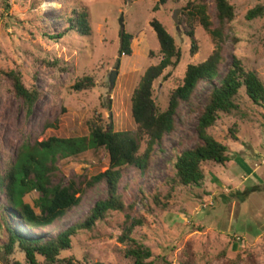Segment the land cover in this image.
I'll use <instances>...</instances> for the list:
<instances>
[{"label": "rangeland", "instance_id": "obj_1", "mask_svg": "<svg viewBox=\"0 0 264 264\" xmlns=\"http://www.w3.org/2000/svg\"><path fill=\"white\" fill-rule=\"evenodd\" d=\"M187 1L167 0L154 10V0H0V68L17 69L25 86L41 92L27 112L0 81V174L12 164L16 148L23 143L50 136L87 135L86 121L97 112L114 131L135 130L130 111L132 91L144 70L161 58L152 19L164 25L180 50L179 62L167 67L152 85V98L164 110L186 66L203 61L214 49L208 33L196 25V51L190 53L191 41L177 22ZM204 1L212 15L213 0ZM228 2L235 8V17L226 29L220 75L235 54L264 82V14L252 20L244 16L256 4L264 5V0ZM73 9L86 12L88 34L71 31L59 40L42 34L66 27ZM121 30L132 35L130 56L118 53ZM116 58L119 64L110 85ZM82 76L92 77L93 87L73 90L72 84ZM210 87L206 82L198 84L192 97L195 105L204 103ZM242 95L240 112L221 114L209 130L227 145L229 161L203 164L201 185L176 187L164 210L152 206L146 211L141 204L136 205L134 213L143 218V225L136 226L130 236L151 250L153 264H184L188 259V264H264V103L253 104ZM195 124L196 114L182 103L175 129L163 137L160 148L155 147L147 169L124 168L118 191L125 202L143 196L148 203L155 192L168 191L166 182L173 176L174 156L192 147ZM229 128L235 131L236 139L230 136ZM140 144L143 150L144 142ZM55 166L53 181L66 183L71 177H90L105 170L108 154L99 148L76 157L58 155ZM105 195L103 183L88 189L79 205L40 232L55 235ZM37 196L32 190L22 199L32 205ZM4 203L0 193V205ZM122 221V213L109 212L92 230L77 232L63 255L71 256L73 264H131L118 241ZM11 222L20 226L16 219ZM12 258L23 264L19 255L0 260V264H13Z\"/></svg>", "mask_w": 264, "mask_h": 264}, {"label": "trees", "instance_id": "obj_2", "mask_svg": "<svg viewBox=\"0 0 264 264\" xmlns=\"http://www.w3.org/2000/svg\"><path fill=\"white\" fill-rule=\"evenodd\" d=\"M166 1L154 0L153 9L156 10ZM213 9L211 15L204 0H188L180 8L177 22L182 26L183 34L191 41L190 53L194 54L196 51V25L208 33L214 43V49L203 61L186 66L181 83L170 92L164 110L159 109L152 98V85L167 67H173L179 62L180 50L164 25L157 19L151 20L150 25L159 43L161 58L144 70L132 91L130 111L135 124L133 132L114 131L113 126L103 120L101 113L97 112L95 117L86 121L88 134L85 136H50L32 144L23 143L16 148L14 161L0 174V193H3L6 201L0 205L1 261L19 255L23 264H73L71 256L63 255L71 248L73 237L81 230H92L97 222L114 211L123 214L118 241L124 245L125 257L130 259L131 264H153L151 250L130 236L136 226L143 225V218L134 213L136 205L141 204L146 211L152 206L164 210L168 207V199L176 187L200 186L204 180L203 164L223 165L230 159L227 145L209 133L219 116L240 112L243 104L242 94L253 104L264 103L263 80L256 70L246 68L241 58L235 54L231 55L226 71L220 75V66L225 61L223 49L227 37L226 29L235 17V8L228 0H213ZM263 14L264 5L256 4L248 9L244 16L246 20H252L262 17ZM86 17L84 10L73 9L66 20V27L54 34H42L53 40H59L71 31L86 35L89 32ZM131 39L130 33L120 31V55H131ZM0 81L7 85L8 90L25 106L27 112L41 94L36 87L25 86L17 69L0 68ZM200 82H206L211 87L204 103L195 105L192 97ZM93 85L92 77L82 76L74 81L71 88L79 91L89 89ZM182 103L190 112L196 114V136L192 139L191 148L184 149L174 156L173 176L166 182L168 191L165 194L155 192L148 203L144 202L143 196H137V202H125L118 191L124 168L134 167L140 171L147 169L155 147L160 148L163 137L175 129V121ZM234 133L233 128H229L232 139H236ZM141 142H144L143 150ZM99 148H104L108 154V166L105 170L90 177H71L66 183L53 181L58 155L76 157L87 150ZM101 183L105 184L106 195L96 200L79 220L55 235H43L40 232L62 220L70 209L79 205L82 195L88 189ZM32 190L36 191L38 196L30 205L24 202L22 197ZM35 208L38 211H35ZM14 219L20 226L11 222ZM19 261L13 259V264H20ZM188 263L190 259L184 262Z\"/></svg>", "mask_w": 264, "mask_h": 264}, {"label": "water", "instance_id": "obj_3", "mask_svg": "<svg viewBox=\"0 0 264 264\" xmlns=\"http://www.w3.org/2000/svg\"><path fill=\"white\" fill-rule=\"evenodd\" d=\"M119 24H120V28L123 29V25H122V23H121V17H120V20H119ZM118 64H119V58H116V59H115V63H114V65H113V68H112V70L110 71V76H109V84H110V85H112V83H113L114 76H115V74H116V72H117L116 69H117Z\"/></svg>", "mask_w": 264, "mask_h": 264}]
</instances>
